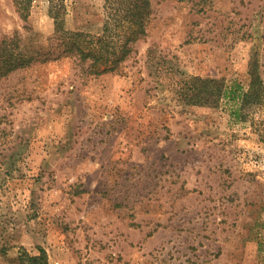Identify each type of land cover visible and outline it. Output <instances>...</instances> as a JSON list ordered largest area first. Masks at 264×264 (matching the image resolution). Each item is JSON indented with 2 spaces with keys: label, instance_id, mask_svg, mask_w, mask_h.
I'll return each mask as SVG.
<instances>
[{
  "label": "rangeland",
  "instance_id": "rangeland-1",
  "mask_svg": "<svg viewBox=\"0 0 264 264\" xmlns=\"http://www.w3.org/2000/svg\"><path fill=\"white\" fill-rule=\"evenodd\" d=\"M147 35L115 71L75 57L0 80V264H264V104L187 102L193 77L264 80V0H151ZM67 29L97 33L108 0H64ZM51 0L0 35L45 50Z\"/></svg>",
  "mask_w": 264,
  "mask_h": 264
},
{
  "label": "trees",
  "instance_id": "trees-1",
  "mask_svg": "<svg viewBox=\"0 0 264 264\" xmlns=\"http://www.w3.org/2000/svg\"><path fill=\"white\" fill-rule=\"evenodd\" d=\"M113 13L104 21L97 33L86 30L67 29L61 13L64 0H51V15L55 19V31L45 50L28 49L22 44L20 34L0 35V80L13 72L25 69L35 62H47L63 57H75L87 64V70L96 74L115 71L133 53L135 45L147 33L148 22L153 13L151 0H108ZM23 19L28 18L33 0H13ZM258 62L250 64L251 82L248 90L240 86L229 87L225 79L193 77L186 90L187 102L197 105H218L224 98H239L240 112L264 104V80ZM239 87V88H238ZM21 264H49L47 252L41 249L38 256L25 249L20 252Z\"/></svg>",
  "mask_w": 264,
  "mask_h": 264
}]
</instances>
